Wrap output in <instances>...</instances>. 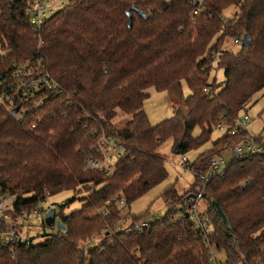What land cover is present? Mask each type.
<instances>
[{"label": "trees", "instance_id": "obj_1", "mask_svg": "<svg viewBox=\"0 0 264 264\" xmlns=\"http://www.w3.org/2000/svg\"><path fill=\"white\" fill-rule=\"evenodd\" d=\"M232 7L237 11L225 22ZM194 9L186 0H70L35 32L17 0H0V45L6 51L0 81H11L15 63L30 61L53 84L21 104L22 118L12 115L19 104L0 105V182L19 196L17 210L65 191L74 192L71 202L82 203L69 215L61 212L66 231L57 229L31 246L0 245V264H211V251L226 255L224 262L217 257L222 264H264V129L252 136L237 124L264 91V0H205L196 17ZM245 36L248 47L242 45ZM229 38L239 41L238 52L224 49ZM214 66L224 71L223 83L211 81ZM182 82L191 92L187 112L177 110L152 125L144 110L148 91ZM118 110L132 115L124 129L112 125ZM103 135L119 146L110 174L86 165L99 157L95 147ZM251 137L260 151L232 159L206 184L211 234L199 235L190 218L179 215L192 203L186 199L193 188L185 195L169 189L166 214L137 230L149 212L133 215L132 203L169 175L159 151L164 142L173 140L175 150L181 141V155L210 143L189 166L196 186L213 157ZM121 199L126 211L115 203ZM214 201L230 225L217 215ZM121 221L126 228L115 230ZM102 235L86 254L83 243Z\"/></svg>", "mask_w": 264, "mask_h": 264}, {"label": "built area", "instance_id": "obj_2", "mask_svg": "<svg viewBox=\"0 0 264 264\" xmlns=\"http://www.w3.org/2000/svg\"><path fill=\"white\" fill-rule=\"evenodd\" d=\"M21 4L22 8L27 15L30 25L35 32H40L42 27L45 25L47 20L54 14L64 9L70 0H17ZM188 3L192 4L195 9L193 11V16L199 15L200 10L204 6L205 0H186ZM227 22V18L225 19ZM236 44L239 41L235 40ZM40 46H43V42L40 41ZM30 61L26 63H15L11 81L7 83L8 80L4 82L0 81V102L12 108L19 104L20 110L16 116L20 118L23 117V111L21 109V104L26 102L29 97H35L37 93L53 87L52 79L50 75L42 70L39 66L31 67ZM209 92V89H205ZM42 104L39 103V106ZM177 104H175L176 106ZM250 120L249 113L246 112L243 117L237 120V124L241 128H246ZM223 131V127L220 128ZM254 137H251L249 141H242L240 143L234 144L231 147V159H226L224 156H216L210 160L209 170L202 175H198L201 180L200 186L197 188L194 195L196 199L192 203H186L182 206L179 212L180 216H188L192 222L193 229L199 235L206 236L212 233V224L208 215L204 212H199L197 209V204L204 197V190L206 184L217 176L222 175L228 166V163L232 159H242L249 154H255L260 151V148L255 144ZM95 150L98 152V158H90L87 161L88 170H99L103 169L107 174L112 173L113 168L118 160L119 146L114 140H110L107 137L100 136ZM116 159L115 163L113 161ZM184 164L181 166L183 168H189V161L183 158ZM19 196L5 189L0 182V221H3L7 226L5 229L0 228V245L6 246L8 244H25L28 246L37 244L34 238H31L24 233L27 222L30 218L36 217L41 214V205H39L24 210H17V203ZM119 206L127 210V202L125 199L116 200ZM119 226L122 229L126 228L123 221L120 222ZM150 226L149 222L143 221L140 226H137L138 231H143ZM133 230L131 229L130 232ZM90 242L83 243V249L86 254L90 248ZM211 264H222L213 251L210 252Z\"/></svg>", "mask_w": 264, "mask_h": 264}, {"label": "rangeland", "instance_id": "obj_3", "mask_svg": "<svg viewBox=\"0 0 264 264\" xmlns=\"http://www.w3.org/2000/svg\"><path fill=\"white\" fill-rule=\"evenodd\" d=\"M236 11L237 8L232 7L224 13V17L229 19L231 15ZM240 48L241 46L239 44H236L235 41L231 38L227 39L224 45L225 50L232 52H238ZM5 54L6 51H3L0 45V56H3ZM215 78L218 83H223L225 80L224 71L221 69H217L214 66L211 71V81ZM148 92L150 94V97L144 104V110L148 115V118L152 125L155 126L164 120L171 119L172 117H174L177 110H181L184 113L187 112V107L185 106V104L183 105V102L185 103V99L191 94V92L185 82H182L181 88L177 87L175 95L173 96L170 95L168 91L158 92L154 89H150ZM174 97H176V102H178L180 105L182 104L180 108H174L172 106L171 100ZM1 104L2 102H0V105ZM244 115L245 112L242 113L241 117H243ZM249 116L250 120L246 127H249L250 132L253 133L251 135L254 136L262 132L264 129L260 128V126L262 125L264 127V92L253 97L251 107L249 109ZM131 120L132 115L118 110L117 116L112 121V125L118 129H124ZM199 133L200 130L196 129L194 135H198ZM221 135V130H216L213 134V140ZM232 146H230L229 149L224 154H222V156H224L226 159H231L230 149ZM209 147L210 143L206 144L199 150H193L186 155H181L175 152L173 140L164 142L161 145L159 151L166 157V168L169 174L168 178L154 187L152 190H150L142 198L132 203L130 207L131 213L135 216H143L144 214L149 212V216L147 217L146 222H154L156 218L163 217L170 207V205L164 200V194L169 189H171L172 187L175 188L180 195H185L187 192L193 189L197 190L201 183L198 182V184L194 186L196 182V176L190 168L181 167L184 164L183 158H186L189 161L188 165L190 166V164L194 163L199 155L204 153ZM115 161L116 159L113 161V163H115ZM83 195L84 194H80L79 197H82ZM74 196L75 194L73 191H65L49 197L41 205V214L29 219L26 224L24 233H27L29 237L34 238L37 244L44 242L51 235L56 234V227H43L45 217L49 211L54 210L56 213V222H58L59 216L62 211L64 215H69L78 210L82 206V203L79 199L71 202ZM206 208L207 201L204 199L200 200L197 204L198 211L202 213L206 210ZM121 229V226L118 225L116 226L115 230ZM104 238L105 235L92 239L89 246L93 247L95 245H98L103 241ZM217 257L219 258V260L224 262L226 255L224 253H217Z\"/></svg>", "mask_w": 264, "mask_h": 264}, {"label": "water", "instance_id": "obj_4", "mask_svg": "<svg viewBox=\"0 0 264 264\" xmlns=\"http://www.w3.org/2000/svg\"><path fill=\"white\" fill-rule=\"evenodd\" d=\"M134 12L138 13L139 15L143 16V12L142 10L138 9L137 7H133L132 9ZM128 18H129V27L132 26V15L130 12H128ZM251 43V40L248 36H245L243 39V47H248ZM20 110V107H16L15 109L12 110V115L16 116L18 114ZM181 147H182V142L180 141L176 148H175V152L177 154H180L181 152ZM196 199V196L194 194H191L186 201H194ZM213 207L217 213V215L221 218L222 222L226 225H230L226 215L224 214V212L222 211V209L220 208L219 204L214 201L213 202ZM45 224L48 227H56V229L61 230V231H66L65 226L63 225V223L61 221L56 222V213L54 210H51L47 213L46 217H45Z\"/></svg>", "mask_w": 264, "mask_h": 264}, {"label": "crops", "instance_id": "obj_5", "mask_svg": "<svg viewBox=\"0 0 264 264\" xmlns=\"http://www.w3.org/2000/svg\"><path fill=\"white\" fill-rule=\"evenodd\" d=\"M177 87L178 88H181V85H173L169 90H167L168 91V93L170 94V95H175V91H176V89H177ZM264 92V91H263ZM260 93H262V92H260ZM259 93V94H260ZM176 97H174V98H172V100H171V104H172V106H174V108H180L181 106H182V104L180 105L178 102H176L175 99ZM182 98H184V97H182ZM175 104H177L176 106H175ZM183 105H184V102H183ZM260 126V125H259ZM252 127H254V126H252ZM260 128H264L263 127V125L262 126H260ZM246 130H247V132L249 133V134H253V133H251L250 132V130H249V127H246ZM259 132V131H258ZM257 135V134H256Z\"/></svg>", "mask_w": 264, "mask_h": 264}]
</instances>
